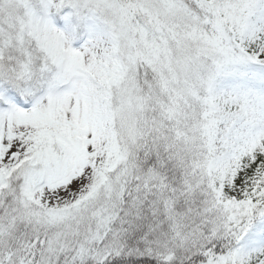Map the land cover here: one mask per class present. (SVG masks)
Wrapping results in <instances>:
<instances>
[{
  "label": "snow or ice",
  "instance_id": "1",
  "mask_svg": "<svg viewBox=\"0 0 264 264\" xmlns=\"http://www.w3.org/2000/svg\"><path fill=\"white\" fill-rule=\"evenodd\" d=\"M0 264H264V0H0Z\"/></svg>",
  "mask_w": 264,
  "mask_h": 264
}]
</instances>
